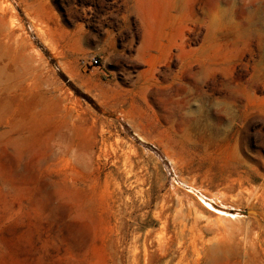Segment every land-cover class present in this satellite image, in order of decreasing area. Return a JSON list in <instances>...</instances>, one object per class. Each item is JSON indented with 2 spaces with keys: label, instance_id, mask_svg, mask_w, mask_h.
I'll use <instances>...</instances> for the list:
<instances>
[{
  "label": "rangeland",
  "instance_id": "1",
  "mask_svg": "<svg viewBox=\"0 0 264 264\" xmlns=\"http://www.w3.org/2000/svg\"><path fill=\"white\" fill-rule=\"evenodd\" d=\"M0 31V264H264V0H0Z\"/></svg>",
  "mask_w": 264,
  "mask_h": 264
},
{
  "label": "bare ground",
  "instance_id": "2",
  "mask_svg": "<svg viewBox=\"0 0 264 264\" xmlns=\"http://www.w3.org/2000/svg\"><path fill=\"white\" fill-rule=\"evenodd\" d=\"M0 46H1V42H0ZM7 56L9 57L10 55L7 54ZM10 65H11L10 62H7L6 60L4 61V56L0 50V96L1 97H9L10 91H12L13 87H16L18 85H22V86L24 85L23 88H25L27 84L26 80L28 78L27 74L30 71L29 68L24 70L17 67L12 68L10 67Z\"/></svg>",
  "mask_w": 264,
  "mask_h": 264
},
{
  "label": "built area",
  "instance_id": "3",
  "mask_svg": "<svg viewBox=\"0 0 264 264\" xmlns=\"http://www.w3.org/2000/svg\"><path fill=\"white\" fill-rule=\"evenodd\" d=\"M90 62L95 65L96 63H98V58L92 57Z\"/></svg>",
  "mask_w": 264,
  "mask_h": 264
}]
</instances>
